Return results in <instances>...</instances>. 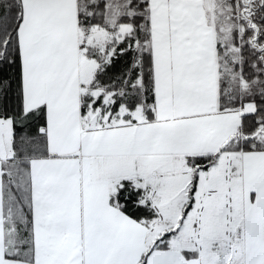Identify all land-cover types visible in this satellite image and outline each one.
<instances>
[{
    "label": "snow or ice",
    "instance_id": "obj_1",
    "mask_svg": "<svg viewBox=\"0 0 264 264\" xmlns=\"http://www.w3.org/2000/svg\"><path fill=\"white\" fill-rule=\"evenodd\" d=\"M0 264H264V0H0Z\"/></svg>",
    "mask_w": 264,
    "mask_h": 264
}]
</instances>
